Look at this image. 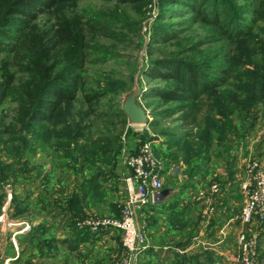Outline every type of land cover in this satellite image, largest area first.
I'll return each mask as SVG.
<instances>
[{"label":"trees","instance_id":"trees-1","mask_svg":"<svg viewBox=\"0 0 264 264\" xmlns=\"http://www.w3.org/2000/svg\"><path fill=\"white\" fill-rule=\"evenodd\" d=\"M76 1L0 0V104L7 98L16 103L14 122L18 126L7 138L0 136L7 156L0 158V188L6 183L29 181L34 173L40 178L37 193L33 198L31 193H13L11 215L24 216L33 206L37 215H51V224L61 223L66 232L64 239L58 240L49 232L51 224L44 226L46 222L41 221L32 225L25 238L39 257L58 251V241L70 242L71 250L79 243L96 241L98 235L76 226L86 209L106 204L112 215H118L116 203L109 200L112 187L107 182L117 178L114 171L123 149L122 136L129 134L126 114L116 99L129 89L133 76L112 79L103 73L91 79L85 64L89 59L94 63L107 61L114 51L100 39L112 37L122 42L128 31L138 32L143 8L150 4L149 0H115L117 5L129 4L140 15L134 20L117 6L86 15L77 11ZM237 1L159 0L160 11L147 44L148 52L157 42L170 41L176 46L168 55L148 56L143 73L162 84L144 90L141 85L140 93L168 104L155 110L158 116L178 115L184 131L168 133L163 148L154 143L153 147L160 159L169 158L176 165L182 161L186 178L179 195L176 192L165 201L150 204L151 213L147 208L142 212L147 226L158 221L157 214L164 216L168 232L185 238L176 243L179 246L187 244L196 228V221L187 215L189 206L180 205L181 194L203 184L215 172L209 166L212 156L223 157L227 180L233 182V143L241 144L254 128L259 111L264 112V27L255 34L257 22L264 19V0ZM165 15L183 24L172 27L178 22L165 21ZM198 22L218 33L213 38L191 40L184 34L186 27ZM225 40L229 46L220 45ZM17 71L22 74L19 79ZM104 98L110 112L105 116L117 120L92 131L90 117L97 118ZM144 135L141 142L152 140ZM38 152L51 156L54 168L70 174L57 176L55 169L44 171V163L32 162ZM164 165L163 173L171 164L167 160ZM211 180L224 182L217 176ZM2 199L0 194V204ZM201 257L204 262L197 263V258L176 254L171 264L214 262L209 251Z\"/></svg>","mask_w":264,"mask_h":264},{"label":"rangeland","instance_id":"rangeland-1","mask_svg":"<svg viewBox=\"0 0 264 264\" xmlns=\"http://www.w3.org/2000/svg\"><path fill=\"white\" fill-rule=\"evenodd\" d=\"M149 1H150V4L143 8L144 14H142L141 17L129 4L117 5L115 0H77L76 1L77 11L83 12L86 15L94 13V12H98L101 10H110V9L112 10L117 6V8L119 9L121 13L125 12V14H127L130 18L134 20H137L140 17V20H141L139 31L136 32L135 31L136 29H133V31H128L125 39L122 42L115 41L112 37L100 39V41L104 43L105 46L107 45L114 51V54L111 57H109L107 61L103 63H99V62L94 63L93 61H89L90 60L89 59L85 64V69H86L85 72L87 76H89L91 79L99 78V75H103V73H109L112 79H122V78L127 79L129 75L133 76V82L130 84L129 89L126 92L122 93L116 99V101L121 105V107L125 109L127 112V113L125 112L126 120H127L126 128H129V134L127 135L123 134L122 136L123 149L119 155V158L117 160V165L114 171L117 175V178L115 179V181L114 179H111L110 181L107 182L108 186L111 185L112 187V190H110L109 192V200L114 201L116 204L120 200H122L124 196L123 177L126 174L124 156L128 153H131L132 150H135L137 148L141 140L144 137H146L144 134L146 133L147 137L149 136L150 138H152V140L154 141V144L158 148H163L166 145L165 140L168 138L167 136L168 133L175 132V131L177 132L184 131L178 115H172L169 117H165V116H158L157 114H155V110L164 108L168 104L162 105L160 101L156 99L146 98V96H142V94L140 93L141 85L143 86V90H144L147 87H150L151 85L162 84V81L153 80L144 75L143 71L147 68L148 56L154 57V56L168 55L169 53L174 52L176 49V46L173 45V43L170 41L167 44L164 42H157L151 45V51L148 52L147 44L149 42L153 24L160 11L159 0H149ZM237 2L241 3L240 0H238ZM167 16L168 15H165L164 17L165 21L166 20H168V22H172V21L178 22L179 21L178 18L167 19L168 18ZM180 23L181 22L174 23L171 25L172 27L179 28ZM262 27H264V19L257 22V29L255 31V34H258L260 31L259 28H262ZM136 28L138 27L136 26ZM186 28H188V31L184 34L186 36L191 37V40L193 41L197 40L200 37H204L207 39L212 36L213 38V36L218 33V31L212 26L203 24L201 22L194 23V24L191 23ZM223 42L224 43H220V45L223 44V45L229 46L230 44L226 40ZM11 70H15V69L11 67ZM21 76L22 74L17 71L15 75L16 79H19ZM0 80H1V77H0ZM108 103L109 102L107 98H104L101 101L100 109L99 111L96 112L99 115L101 114L102 115L101 117H98L99 115L96 116L97 118L93 116L90 117L91 124L93 123L91 125L92 131H94L96 127H100V128L107 127L106 123H108L109 120H112V121L117 120V117L105 116L106 114H110L109 111H106L107 110L106 105ZM79 105L85 106L84 104H81V103H79ZM127 105L133 106L134 109L137 110V113H134L131 109H128L126 107ZM75 106L79 107L78 104H76ZM15 109H16V103L9 98H7L5 101H3L0 104V136L2 135V138L4 139L9 136V132L13 128L18 127L16 123L14 122ZM113 112H115V110ZM257 116L258 117L256 118V121L254 123V128L251 129L248 135V138H249L248 141L252 142L251 143L253 147L252 154L254 155V157L259 158L260 154H264V112L259 111V114H257ZM232 117L234 118L236 116L233 115ZM144 119H146V121H144ZM154 120H156L157 124H153ZM234 123H236L235 120H234ZM239 143L240 141L233 143V150L231 151L230 154L234 155V154L242 153V152L236 153L235 150L237 151L239 147L242 148L245 144V140L241 144ZM3 145L4 144L0 143V158L2 160H5L7 156L5 154ZM244 156H245L244 154L241 155V157H244ZM32 160H33L32 161L33 163L35 162L44 163L45 164L44 171L55 169V174L57 176H63V174H67V175L70 174L68 171L54 168L51 162L54 159H52V157L47 154L38 152L33 157ZM161 160L163 162H167L168 160V163L170 162V164L173 165V160H170L169 158L165 159L164 157H162ZM7 161H10V159H8ZM240 161L237 160L235 162H237L240 165L241 163ZM175 166L182 167L183 169L182 174L180 175V177L175 176V175H172V173H167L168 171L167 170L166 172H164L165 173L164 183L166 185H169L171 188H174L175 192H177V194L179 195L180 194L179 190L181 186L183 185L184 180L186 178V174L184 172L185 166L181 165V163H178L177 165L175 164ZM209 166H210V170L215 168V172L207 176L206 180L203 181L202 186L207 185V183L211 179H213L214 176H217V174H215L217 173L216 168L218 169V172H220L221 170L223 172H226L227 170V165L225 163V160L223 159V157H220V156L219 157L212 156ZM70 180H72V176L70 177ZM39 183H40V178H35L34 173H31L29 177V181H22L20 183H15V184L6 183L3 185L2 188H0V194L3 195L2 203L0 204V242L2 240L4 241L5 238H8L9 236H11L13 232L14 234H16L17 231H20V228L25 223L26 224L34 223V225H36L42 221V222H46L44 223V226H47V223L48 224L52 223L53 218L51 217V215L40 214V213H38L37 215V211H34L33 206L30 207L31 209L30 213L24 216L15 218L11 215L12 210L10 207V201H11L12 194L15 193V194H19L20 196H24V194L26 193H31L30 196L31 198H33L35 196V193H37V190H38L37 185H39ZM115 184L117 185V189L113 190V187ZM71 186H72V183L70 182V187ZM236 187H237V184L232 183L230 190H233L234 192H236ZM182 195L183 194H181V197ZM185 196H188V195H185ZM233 198H234V203L236 204V206H240L241 200L239 196L237 195V193L233 195ZM182 199L190 200V201H186L190 203H185L182 201ZM194 203L195 201L191 200L189 196L185 197V199L184 198L180 199L181 206L185 204L191 205V208L189 209L187 215H189V213L191 212L192 207L195 206ZM146 206H147L146 207L147 209L150 208L149 205H146ZM149 210L151 213L152 210L151 209ZM86 211L97 217L116 216V215L111 214L110 208L106 204L100 205L99 207H93L90 209H86ZM157 216H158V221L154 224L151 223L150 226L146 227V233L148 236V240H151V238L153 239L156 237L159 238V240H162L168 237L175 238L177 240V238H179L180 236L175 235L174 232H170V231L168 232V229H166L167 227H166L165 219H163L164 216L158 215V214ZM191 217L192 219H195V217L193 218V216H190V218ZM51 225L53 228L49 229V232L53 231V234L55 237L57 236L61 237L62 234L66 233L64 232V229L60 228V225H58V222L56 225H53V224ZM257 225L258 226L256 227L257 228L256 231H258V252H259L258 264H264V224L263 225L257 224ZM158 230H161V232L157 233ZM109 233H110L109 234L110 238H113L115 242H113L108 247L107 245L105 246V244L102 241H100L96 245L98 246L97 248H100V247H102V249L108 248L109 250L112 251V253L118 251V254L120 253L119 256L121 257L117 259L118 256H116L114 259L115 261L113 260V257L111 256L112 254L111 252H110V255L108 252H105V254L109 255V258L105 259L106 262H112L115 264L116 261L122 260L126 256V253L125 251H123L124 249H121V247L119 246V243L121 244L119 232L110 231ZM234 236L235 234L231 235L229 243L227 244V246H225V248H222L223 249L222 252L225 251L226 248L227 249L230 248L231 250L230 253H232V250L234 248ZM230 263L236 264L233 261ZM224 264H229V263L225 260Z\"/></svg>","mask_w":264,"mask_h":264},{"label":"built area","instance_id":"built-area-1","mask_svg":"<svg viewBox=\"0 0 264 264\" xmlns=\"http://www.w3.org/2000/svg\"><path fill=\"white\" fill-rule=\"evenodd\" d=\"M153 143V140L140 142L135 153L124 156L126 167V174L123 177L124 196L116 204L118 215L97 217L87 212L83 219L76 221L78 228H87L96 235L116 230L119 232L126 256L115 264H137L138 255L149 247L146 233L147 221L142 209L149 203H160L166 197L162 195L165 165L156 155ZM167 173L180 177L182 168L173 164L170 165ZM237 183L241 205L233 220L239 222L240 228L236 230L234 236L231 260L236 264H258V234L249 228L253 222L259 225L264 224V162L262 159L248 158L242 173L238 176ZM219 192L220 186L216 180H210L206 186L188 188L189 196L197 205L195 212L197 227L191 240L203 249L214 245L203 236L216 214L215 198ZM26 228L28 224H25L20 231ZM222 241L223 239H220V242ZM13 245L16 246L15 241Z\"/></svg>","mask_w":264,"mask_h":264},{"label":"crops","instance_id":"crops-1","mask_svg":"<svg viewBox=\"0 0 264 264\" xmlns=\"http://www.w3.org/2000/svg\"><path fill=\"white\" fill-rule=\"evenodd\" d=\"M133 111V110H132ZM134 113H137V111H133ZM248 136L245 138V144L242 148H238V150L235 152L241 154H234L235 161L241 160L240 165L235 162L234 170H235V180L233 182L227 180V170L226 172H223L222 170L218 172L217 170V176H219L222 180H224L223 184H219L220 186V192L216 195L215 198V206H216V214L214 218L211 220V224L208 226V228L205 230V235L203 236L205 240L211 241L214 245L211 246V248L203 249L202 247L195 245L193 241L190 240L187 242V244L183 246H179L176 243L179 241H185V238L182 237L180 239L177 238H164L162 240H159V238H151L149 240V247H147L145 250H143L137 257V264H171L175 258L176 254H180L181 256H184L186 258H197V263L204 262V258L201 257L202 252L209 251L212 254V258L214 259L213 264H224L225 260L229 264L232 262L231 260V253L230 248L225 249V251L222 252V248H225L227 244L230 241V237L232 234L236 233V230L240 228V224L237 220H233V217L238 213L240 206H236L234 203L233 195L235 193L238 194V176L242 173L244 163L246 160L250 157H254L253 153V147L252 142L248 141ZM240 150V151H239ZM263 151V150H261ZM258 152V151H257ZM259 153V152H258ZM244 154V157H241V155ZM238 155V156H237ZM247 156V157H246ZM241 157V158H240ZM262 161L264 162V154H260V157ZM183 165L182 161L178 162ZM175 165V164H174ZM182 168V167H181ZM165 178V175H164ZM165 181V180H164ZM232 183H236V192L233 190H230V187L232 186ZM165 184V183H164ZM200 185H203L200 183ZM198 185V186H200ZM197 186V187H198ZM206 186V185H205ZM164 188H169L170 193L166 195L163 201L174 195L176 192L174 188H171L169 185H164ZM188 191V190H187ZM186 191V192H187ZM184 193L181 198L188 197L189 194ZM188 195V196H185ZM190 197V196H189ZM191 198V197H190ZM240 198V197H239ZM192 200V198H191ZM185 203H190L186 201L190 200H183ZM150 205V204H147ZM152 205V204H151ZM186 205V204H185ZM183 205L182 207H184ZM194 207H192L191 212L189 213V217L193 216L195 217V212L197 210V205L194 203ZM188 211L191 208V205H188ZM147 206H144L146 208ZM87 213V212H86ZM192 214V215H191ZM144 215V214H143ZM192 218V217H191ZM195 227H197V220ZM26 224V223H25ZM23 224V225H25ZM57 224V223H56ZM257 222H253V224L250 226L249 229L257 232L256 227ZM22 225V227H24ZM34 225V223L28 224V228H26L23 231H17L16 234L14 232L11 236L8 238H5V240L0 242V264H104L106 262L105 259L109 258L111 250L108 248H97L96 245L100 241H102L105 246H110L115 240L113 238H110V233L106 234H99L97 236L96 241H88L86 243H79L76 248L71 250L69 248L70 242H60L58 241L56 243V247L58 251L54 252L49 257H39L34 254L31 246L28 244L27 239L25 238V234L29 232L31 226ZM60 225V228L63 229V226L61 223H58ZM21 227V228H22ZM20 228V229H21ZM261 229V228H260ZM19 230V229H18ZM223 231V233H222ZM65 232V231H64ZM161 232V230H158L157 233ZM22 233V234H20ZM66 233L62 234L61 237L57 236L56 238L58 240L64 239ZM220 239H223L222 242H220ZM229 239V240H228ZM13 241H15L16 246L13 245ZM122 245V244H121ZM124 251V250H123ZM105 252H108V254H105ZM120 254V253H119ZM118 251L113 252L111 256L113 257V260L116 256H118L117 259H119L121 256H119ZM193 264V262H190Z\"/></svg>","mask_w":264,"mask_h":264},{"label":"water","instance_id":"water-1","mask_svg":"<svg viewBox=\"0 0 264 264\" xmlns=\"http://www.w3.org/2000/svg\"><path fill=\"white\" fill-rule=\"evenodd\" d=\"M128 109H131V110H133V111H137L136 109H134V107L133 106H130V105H127L126 106ZM132 107V108H131ZM123 109V108H122ZM124 110V112H126V110L125 109H123ZM127 113V112H126ZM144 121H146V119H144ZM143 121V122H144ZM140 122H142V121H140ZM170 193V189L169 188H163V190H162V195L163 196H166V195H168Z\"/></svg>","mask_w":264,"mask_h":264}]
</instances>
